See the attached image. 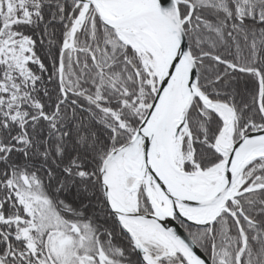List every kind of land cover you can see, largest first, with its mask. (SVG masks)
<instances>
[{"label":"snow or ice","instance_id":"snow-or-ice-1","mask_svg":"<svg viewBox=\"0 0 264 264\" xmlns=\"http://www.w3.org/2000/svg\"><path fill=\"white\" fill-rule=\"evenodd\" d=\"M0 264H264V0H0Z\"/></svg>","mask_w":264,"mask_h":264}]
</instances>
